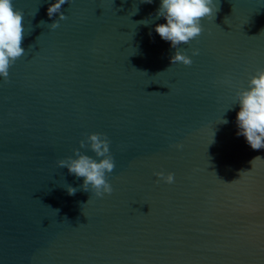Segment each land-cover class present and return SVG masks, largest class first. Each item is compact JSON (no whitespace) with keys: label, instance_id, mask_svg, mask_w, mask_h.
I'll use <instances>...</instances> for the list:
<instances>
[{"label":"water","instance_id":"water-1","mask_svg":"<svg viewBox=\"0 0 264 264\" xmlns=\"http://www.w3.org/2000/svg\"><path fill=\"white\" fill-rule=\"evenodd\" d=\"M54 2L13 0L26 54L0 78V264H264V149L237 135L235 100L264 68V0H217L177 49L160 0H69L50 29ZM89 133L115 161L102 198L69 195L83 178L56 164Z\"/></svg>","mask_w":264,"mask_h":264},{"label":"clouds","instance_id":"clouds-1","mask_svg":"<svg viewBox=\"0 0 264 264\" xmlns=\"http://www.w3.org/2000/svg\"><path fill=\"white\" fill-rule=\"evenodd\" d=\"M152 2L153 0H140V3ZM65 3H69V0H55L49 4L48 17L59 14L58 20L48 24L50 29H56L59 21L67 19L61 12V6ZM138 10L137 7L136 12ZM218 10L217 0H160L156 18H163L166 22L155 25L154 30L161 39L170 42L173 49H177L179 45L189 44L200 37L204 31L201 21L215 18ZM23 21L24 13L21 9L14 8L13 0H0V78L5 82L8 81L10 67L26 54L21 46L25 35ZM41 24L44 22L41 21ZM191 53L196 56L199 49L193 48ZM170 63L190 66L192 59L181 51H175L170 57ZM224 83L231 86L230 80H225ZM235 100L239 104L236 115L237 135H242L253 150L264 149V68L258 69L249 78L247 88L235 93ZM222 123H227V120L223 119ZM109 143L103 133H89L85 139L79 141V149L87 147L99 159L82 154L79 149H73L75 158L67 157L56 161L59 168H67L70 174L83 178V184L79 188L70 185L64 187L69 195H75L78 190L90 191L97 198L112 193L113 188L107 180V174L114 170L115 161L110 153ZM175 147L181 149L183 146L176 144ZM154 175L164 183L175 182L171 172H156ZM53 210L56 213L59 211Z\"/></svg>","mask_w":264,"mask_h":264}]
</instances>
